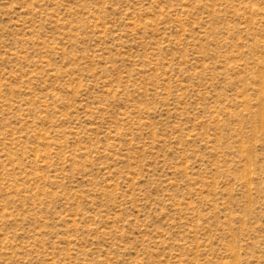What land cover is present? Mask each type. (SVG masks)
Here are the masks:
<instances>
[{
  "label": "rangeland",
  "instance_id": "rangeland-1",
  "mask_svg": "<svg viewBox=\"0 0 264 264\" xmlns=\"http://www.w3.org/2000/svg\"><path fill=\"white\" fill-rule=\"evenodd\" d=\"M262 0H0V264H264Z\"/></svg>",
  "mask_w": 264,
  "mask_h": 264
},
{
  "label": "snow or ice",
  "instance_id": "snow-or-ice-1",
  "mask_svg": "<svg viewBox=\"0 0 264 264\" xmlns=\"http://www.w3.org/2000/svg\"><path fill=\"white\" fill-rule=\"evenodd\" d=\"M261 10L264 11V0L261 2Z\"/></svg>",
  "mask_w": 264,
  "mask_h": 264
}]
</instances>
